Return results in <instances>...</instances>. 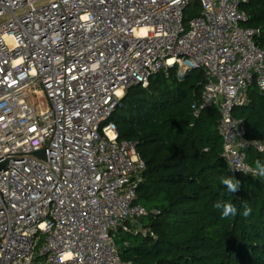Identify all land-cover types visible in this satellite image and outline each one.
I'll list each match as a JSON object with an SVG mask.
<instances>
[{"label": "built area", "instance_id": "built-area-1", "mask_svg": "<svg viewBox=\"0 0 264 264\" xmlns=\"http://www.w3.org/2000/svg\"><path fill=\"white\" fill-rule=\"evenodd\" d=\"M39 1L0 0V264H126L115 235L146 233L148 211L145 162L113 120L122 98L161 71L201 69L195 115L218 108L229 175H254L247 152L264 141L234 111L256 81L264 92L259 30L244 26L248 0Z\"/></svg>", "mask_w": 264, "mask_h": 264}, {"label": "trees", "instance_id": "trees-1", "mask_svg": "<svg viewBox=\"0 0 264 264\" xmlns=\"http://www.w3.org/2000/svg\"><path fill=\"white\" fill-rule=\"evenodd\" d=\"M196 1H194L195 3ZM197 3V2H196ZM244 26L259 30L264 47V0L241 5ZM201 13L197 9L195 15ZM178 67L153 75L148 87L126 91L113 115L120 138L137 143L145 162L136 188V203L148 214L140 219L146 233L115 235L126 264H264V176L242 175L232 194L221 183L230 177L223 157L217 107L192 108L205 86L204 72L185 76ZM244 119L247 136L264 141V92L252 86L248 101L234 111ZM264 164V155L247 152V162ZM231 202L237 215L222 218L217 202ZM251 209L243 215L244 207Z\"/></svg>", "mask_w": 264, "mask_h": 264}, {"label": "clouds", "instance_id": "clouds-1", "mask_svg": "<svg viewBox=\"0 0 264 264\" xmlns=\"http://www.w3.org/2000/svg\"><path fill=\"white\" fill-rule=\"evenodd\" d=\"M261 88H264V81L261 82L260 84ZM255 171L254 175H259V176H264V164H261L259 160L255 161ZM239 167H234L233 171H238ZM221 183L226 186V189L229 193H236L240 186L241 182L237 179H235L233 176L230 177H222L221 178ZM214 207L217 209H222L221 215L222 218H229V217H234L237 215V207L231 203V202H217ZM251 212V209L248 208L247 206L244 207L243 210V215L248 216Z\"/></svg>", "mask_w": 264, "mask_h": 264}, {"label": "rangeland", "instance_id": "rangeland-1", "mask_svg": "<svg viewBox=\"0 0 264 264\" xmlns=\"http://www.w3.org/2000/svg\"><path fill=\"white\" fill-rule=\"evenodd\" d=\"M197 9H200V5L195 2L185 12V16L186 17H185V23L184 24H185L187 30L189 29V20L195 16V12L197 11ZM183 71H184V68L183 67L180 68V71L178 70V75L180 77L182 76V72ZM200 71H201V69H197L196 72L199 73ZM255 86H257V81L255 83ZM35 100H37L39 104L43 103L42 109H47V107L49 105V101H48V99L45 96H43V95L36 96L35 97ZM121 234L122 235H125V232L123 230H121Z\"/></svg>", "mask_w": 264, "mask_h": 264}, {"label": "water", "instance_id": "water-1", "mask_svg": "<svg viewBox=\"0 0 264 264\" xmlns=\"http://www.w3.org/2000/svg\"><path fill=\"white\" fill-rule=\"evenodd\" d=\"M50 1H54V0H42V1L36 2L34 4V7L37 8V7L44 6V5L48 4V2H50ZM30 10H31V7H27L26 9L18 10L16 12V14L17 15H22L26 11H30ZM10 18H11V15H5V16L1 17L0 18V24H2L3 22L9 20ZM137 86H139V85H137ZM43 154H44L43 152H40L39 153V155H43ZM8 164H9L8 160L1 161L0 162V172L8 170V168H9V165Z\"/></svg>", "mask_w": 264, "mask_h": 264}]
</instances>
